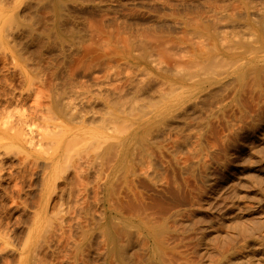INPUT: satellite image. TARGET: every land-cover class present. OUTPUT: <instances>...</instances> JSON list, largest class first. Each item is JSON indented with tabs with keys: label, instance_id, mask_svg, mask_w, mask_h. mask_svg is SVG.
Returning a JSON list of instances; mask_svg holds the SVG:
<instances>
[{
	"label": "rangeland",
	"instance_id": "1",
	"mask_svg": "<svg viewBox=\"0 0 264 264\" xmlns=\"http://www.w3.org/2000/svg\"><path fill=\"white\" fill-rule=\"evenodd\" d=\"M50 1L0 0V264H264V0Z\"/></svg>",
	"mask_w": 264,
	"mask_h": 264
},
{
	"label": "bare ground",
	"instance_id": "2",
	"mask_svg": "<svg viewBox=\"0 0 264 264\" xmlns=\"http://www.w3.org/2000/svg\"><path fill=\"white\" fill-rule=\"evenodd\" d=\"M43 1H45V0H43ZM47 2V1H46ZM49 2H52V1H50L49 0ZM48 3V2H47ZM46 3V4H47ZM38 5H40V4H38ZM45 5V4H44ZM37 6V5H36ZM36 6H34V9H35V7ZM41 6H42V4H41ZM36 9H39V8H36ZM35 9V10H36ZM37 11V10H36ZM38 17V16H37ZM39 18V17H38ZM34 19V18H33ZM35 19H36V16H35ZM32 21V20H31ZM35 21H38V19L37 20H34V24H35ZM38 22H40V21H38ZM32 23V22H31ZM37 23V22H36ZM38 24V23H37ZM36 24V25H37ZM27 27H28V25H27ZM35 27V31H36V26H34ZM33 27V28H34ZM31 28H32V26H31ZM31 29L29 28V31H30ZM32 31H34V30H32ZM31 32V31H30ZM31 34V33H30ZM32 37V36H31ZM30 42H31V39L29 40ZM29 44V43H28ZM22 120H25V119H22ZM27 121H25V123H26ZM23 123V122H22ZM28 123V122H27ZM23 125H25V124H23ZM23 132V131H22ZM21 132V133H22ZM25 134V133H24ZM27 135V134H26ZM23 136V135H22ZM26 140H27V142L28 141H30V140H28L27 138H26ZM111 238L113 239V242H115V245H116V249L118 250V252H119V255L123 258L124 256H125V250H124V247H123V245H120V237L118 236V235H112L111 236ZM122 261V260H121Z\"/></svg>",
	"mask_w": 264,
	"mask_h": 264
}]
</instances>
